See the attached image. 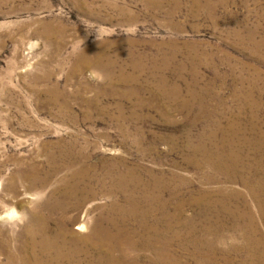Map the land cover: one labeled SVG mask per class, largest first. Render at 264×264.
<instances>
[{"label": "rangeland", "instance_id": "obj_1", "mask_svg": "<svg viewBox=\"0 0 264 264\" xmlns=\"http://www.w3.org/2000/svg\"><path fill=\"white\" fill-rule=\"evenodd\" d=\"M207 150L264 160V0H0V264L39 219V264H240L257 206ZM120 175L150 185L144 221L110 210Z\"/></svg>", "mask_w": 264, "mask_h": 264}, {"label": "bare ground", "instance_id": "obj_2", "mask_svg": "<svg viewBox=\"0 0 264 264\" xmlns=\"http://www.w3.org/2000/svg\"><path fill=\"white\" fill-rule=\"evenodd\" d=\"M197 145H196V147H198ZM199 153H200L199 157H197V159L199 158V160H198L199 164H197V165H200L203 167L206 166V169H207V170L203 171L204 172V175H203L204 179L209 180V182L210 181H219L221 179H225L228 182L240 181L243 183V185L247 189V191H246L247 196H250L251 200L256 204L258 214H255L254 212L249 210L248 215H247L249 223H247L245 226L241 225V226H238L236 228V230H242L243 231L241 233V236L243 238L241 244L243 245L242 247H244L243 253H245V255H244L243 261L240 264H264V240L261 237L256 238V235H254V233L256 234V229H255V224H254L255 216L256 217L259 216V217L264 218V160H263V155L261 154L260 157L256 159V163L258 162L257 164L250 166V164L246 163L245 160L247 159V156L244 157L243 153L242 154L238 153L237 155H235L234 153H230L228 156L224 155L220 151H208L207 150V153L200 152V151H199ZM73 173L75 175H80L81 173H82V175L84 174L83 172H81L78 169L75 170V172L73 171ZM134 177H135L134 180L130 179V181H128L125 175H120L118 182L115 183V185L117 184L116 187L118 188L119 191H121L122 193L128 194L127 201H126L127 204L122 202L120 199H115V201H113L112 204H110L109 206H110V210H112L115 213L117 212L118 214H123L124 216H128L127 217L128 219H131L132 214L137 213L141 216V220L144 221L146 219V216L148 214L150 215V212H152V211H150L149 209H143L142 203L145 200L149 201L150 197H152V195H151L152 193L150 192V187H149L150 185L149 184H146V182L143 183L142 178H140L137 175H135ZM112 185H113V183H112ZM76 188H77L76 186H73L72 188L68 189L64 193V197L65 198L71 197L70 195H72L73 193L76 192ZM74 190H75V192H74ZM118 190H116V191L118 192ZM208 195H210V194L208 192H205V194L202 195L201 197H205ZM218 195H222V193L219 192ZM153 196H154V194H153ZM66 206L67 205H65V207H64L65 209H66ZM126 211H128V213H126ZM16 213L17 212L15 210H12L10 212V215H14ZM39 220H38V225L36 226V228H35V226L27 227V232H28L27 236H28L29 241L26 244H24L23 242L17 241V240H19L18 238H13L12 236H9L8 234H7L8 236H2L1 237L2 242H3L2 243L3 249L5 252L7 251L8 264H29V263L30 264H39V262L42 261V258H45L46 256H44V257L43 256L42 257L34 256L35 255L34 252H35L36 247L41 246L42 249L45 250L46 246H47V248H54L56 244L57 245L59 244L58 240H56L55 238H46L45 240H43V239L39 240L38 236L40 234H44L46 231V227H47L46 224L47 223H45V222L47 219H43L42 221L41 220L39 221ZM124 220H125V218H124ZM142 226L143 227L145 226L146 229L149 227L148 224L145 222L143 223ZM157 226L159 227V225H157ZM84 227H86L85 224L81 225L80 228L83 229ZM151 227L152 226H150V228ZM154 227H156V226L154 225ZM131 228H133V227H131ZM131 228H129L130 231H131ZM130 231H128V235H129L128 238H124V240L131 247V246H134L135 241L132 240L133 234L131 235ZM122 233H123V235L125 234L124 232H122ZM122 233L120 232V235ZM0 234H2V228H0ZM93 237H95V234H93ZM96 238L98 240L95 239L94 244L98 245V246L110 245L114 239L112 234L105 232V230L104 231L102 230V232L100 233V237H96ZM13 239L14 240L16 239L14 244H12V241H14ZM63 243L67 246L69 242L64 241ZM61 245H63V244H61ZM12 246H14V247L11 248ZM232 246L234 247L233 248L234 250H237V248L240 247L238 243H234V244H232ZM111 249L115 250L116 248L112 247ZM75 250L77 252L73 251V252H71L72 253L71 255H70V251H68L66 256L64 255L63 252L58 251V253L52 254V259L55 258V259L61 261V259L62 258L64 259L65 257L66 258H70V257L75 258L76 255H78V254L82 253V251H84L83 249L79 248L78 246L75 247ZM110 252H112V251L110 250ZM96 253L98 255H94L91 257L89 256L90 260L91 261L96 260L97 262L101 261L104 263V257H103L102 252L97 251ZM121 253H123V252H121ZM124 253H125V251H124ZM87 258H88V256H87ZM119 261H120V259H117L113 263H110V264H120ZM155 264H157V262Z\"/></svg>", "mask_w": 264, "mask_h": 264}, {"label": "clouds", "instance_id": "obj_3", "mask_svg": "<svg viewBox=\"0 0 264 264\" xmlns=\"http://www.w3.org/2000/svg\"><path fill=\"white\" fill-rule=\"evenodd\" d=\"M10 219V218H9Z\"/></svg>", "mask_w": 264, "mask_h": 264}]
</instances>
